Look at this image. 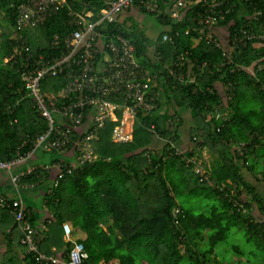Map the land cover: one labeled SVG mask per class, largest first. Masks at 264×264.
Wrapping results in <instances>:
<instances>
[{
	"label": "trees",
	"instance_id": "trees-1",
	"mask_svg": "<svg viewBox=\"0 0 264 264\" xmlns=\"http://www.w3.org/2000/svg\"><path fill=\"white\" fill-rule=\"evenodd\" d=\"M108 1L67 0L43 24L26 29L34 59L40 54L54 58L65 51L64 38L77 28L71 23L70 10L97 20ZM171 1L159 0L160 4ZM186 1L189 6L181 9L183 16L179 19L167 7L157 12L140 11L164 29L155 39L145 28L134 25L130 30L120 24L122 13L117 21L99 26V42L121 33L134 38L137 61L157 75L158 86L154 85V89L160 93V109L148 113L140 109L133 138L124 143L112 141L118 122L107 121L94 142L95 160L78 161L73 145L68 152L40 149L36 154L51 155L44 164L55 163L56 168L38 169L23 178L22 183L32 186L22 189L9 177V187L0 192L10 204L0 208V232L7 240L0 264H68L75 243H83L87 253L79 264H232L234 255L253 261L240 245H232L233 257L227 248H218L228 241L234 228L245 232L248 240L255 243L253 254L260 262L255 260L253 264H264V194L258 186L264 183V68L260 70L257 64L264 63V43L250 41L233 52L232 65L225 63L223 49L201 39L194 29L200 16L215 14L207 12L212 3H220L224 9L233 7L224 19L216 16L220 25L234 30L248 23L256 4L264 11V0ZM8 5L9 0H0V16L3 11L9 14L15 28L14 9ZM4 35L0 34V161L12 159L25 139H33L48 129L33 98L22 89L21 56L6 61L15 40ZM181 55L184 61L179 65L176 62ZM171 68L175 69L172 73ZM67 80V72L42 80L43 92L51 105L71 102L63 93ZM121 97L114 95L111 100L123 103ZM91 107L84 113L87 123ZM218 107L219 118L212 115ZM179 108L189 109L194 121L192 142L187 147L178 143L183 123ZM118 113L120 117L122 111ZM178 116L181 121L173 132L172 145L167 142L172 134L168 120ZM152 124L164 140V146L156 151L152 146L159 137L149 130ZM84 129L85 125L81 133ZM80 131H75V135ZM205 147L216 157L210 167L203 155ZM29 150L31 144H26L21 152ZM194 152L203 158L202 165L182 156ZM31 160L15 166V170L33 166ZM243 168L258 184L243 175ZM45 175L48 182L41 184L46 213L43 221H53L40 248L47 256L55 257L56 263L37 260L27 250L22 242L24 231L15 216L18 207L13 205L21 198L36 224L42 213L39 216L37 204L26 202V191L38 185ZM196 197L206 198L199 212L188 204ZM237 203L242 205L240 209ZM242 208H246L245 213ZM66 221L71 227L70 241L64 235ZM236 264H241V259Z\"/></svg>",
	"mask_w": 264,
	"mask_h": 264
},
{
	"label": "built area",
	"instance_id": "built-area-1",
	"mask_svg": "<svg viewBox=\"0 0 264 264\" xmlns=\"http://www.w3.org/2000/svg\"><path fill=\"white\" fill-rule=\"evenodd\" d=\"M66 3L67 0H17L10 4L16 16L15 42L12 53L6 58V61L21 56L22 89L26 91V96L33 98L40 115L48 122L46 132L36 135L33 139H25L12 159L0 161V171H5L11 182L19 189L32 186L22 183L23 178L34 172L37 173L38 169L50 171L57 166L55 163L51 165L43 163L30 166L20 172L15 170V166L31 160L38 150L68 152L69 147L73 145L78 161L95 160L97 155L94 142L98 140L99 131L107 121L118 122L112 131V141L124 143L133 138L134 125L139 110L144 109L148 113L159 108L160 93L159 90L154 89L157 75L152 74L137 61L134 38L121 33L116 38L99 42L102 36L99 26L103 23L117 21L121 13L132 8L157 12L162 7H167L175 19H179L183 16H181V9L189 6L186 0H173L170 4H160L159 0H109L97 20L70 10L71 23L77 28L64 38L65 51L54 58L40 54L34 59V52L28 42L25 30L40 26L48 18L57 14ZM221 5L212 3L207 12L215 14L200 16L194 29L201 39L223 49L225 63L233 65V52L247 46L250 41H253L254 44L264 43V11L256 4L255 11L248 23L241 28L232 30L225 25H220V20L216 15L224 19L231 13L233 7L224 9V5L222 7ZM222 27H226L229 33L227 48L217 34L218 29ZM167 38L168 34H165L164 39ZM54 39L57 44L58 35ZM100 55L103 57L101 58ZM32 59H34L33 62ZM183 61L184 56L181 55L176 63L180 65ZM257 64L260 70L264 68V63L257 61ZM174 70L171 68V73ZM251 71H253L252 68ZM64 72H67L68 80L63 93L64 97L70 99L71 102L62 106L51 105L43 92L42 80L47 76H57ZM190 81L194 82L195 77ZM114 95L122 96L123 103L111 100ZM88 106H92L91 113L94 115L87 123L84 113ZM219 108H216L215 113H212L218 118L221 116L217 110ZM119 111H122L120 117ZM59 118L62 121H59ZM180 121L179 116L168 120V130L172 134L167 142L172 145H175L172 140L173 132L179 126ZM84 125V132L81 133L80 130ZM218 129L220 128L218 127ZM77 130L80 132L75 135ZM149 130L160 138L153 124ZM26 144H31V150L22 153L21 149ZM237 149L239 148L237 147ZM178 153L182 154V151L179 149ZM182 156L188 162L194 161L198 165L203 164V158L199 157L196 152L190 156L185 157V154ZM62 166L65 168L66 164H62ZM8 201L6 196L0 195V208L9 207ZM13 205L18 207V213H15V216L24 231L22 242L27 246V250L33 252L37 260L56 263L58 260L55 257L47 256L45 251L40 248L52 219L33 224L31 221L33 213L23 207L21 198L15 200ZM237 205L239 209L242 207L241 204L237 203ZM242 210L244 213L246 212V208H242ZM64 229L69 236L71 227L68 223H64ZM86 257L84 246L81 243L75 244L71 252V262L68 264H79L82 258Z\"/></svg>",
	"mask_w": 264,
	"mask_h": 264
},
{
	"label": "crops",
	"instance_id": "crops-1",
	"mask_svg": "<svg viewBox=\"0 0 264 264\" xmlns=\"http://www.w3.org/2000/svg\"><path fill=\"white\" fill-rule=\"evenodd\" d=\"M14 1L15 0H9V5H8L9 8H10V4ZM8 15L9 14H7L5 11H3L1 16H0V34L4 33L5 34L4 38L7 37L10 39H14V35H15L14 25L12 24V21H11L12 17H9ZM141 15H143V13L140 12V10H138L136 8H132L129 11L122 13V15L119 18V20H120L119 23L122 25L126 24L127 27H130L127 29L131 30V29H133L132 26H134V21L132 20V17L136 16V18L140 22V18H142ZM148 22L151 24H158L156 22V20H153L152 18H149ZM158 25L161 26L160 24H158ZM135 28H137V27H135ZM163 30H162V26H161V31H163ZM146 32L152 38L157 37L160 33V32H156L153 35V33L150 34L148 31H146ZM152 32H155V31L152 30ZM217 34L221 38L224 46L227 48L229 46V33H228V30L226 29V27L219 28L217 31ZM0 48H1V46H0ZM1 51L2 50L0 49V56L3 53ZM157 83H155L154 85H157ZM178 111H179V114L182 116V119H183V123L181 124V129H180V131H181L180 132V139H179L178 143L182 146L187 147V146H190L191 142H192L191 134H192V127L194 126V121L192 119V115H191L189 109L179 108ZM93 115H94V113H90L88 115V117H87L88 121H91ZM59 121H62V119L59 118ZM162 140H163L162 138H156L155 139L153 146H152L154 151H156L157 149H160L162 146H164ZM206 150H207V147L204 148L203 152H204V155L207 156L206 158H208L206 160L208 163V167H210L211 163L215 160L216 157L214 155H212L210 153V151H208V153H209L208 154ZM49 157H51V155H48V154L46 155L45 153H39V154H36V156H33L31 161H32V163H34V166H37V165H40V164L46 162L47 158H49ZM19 167H17V168L19 169ZM242 173L248 180L252 181L254 184H258V181H256V179L253 178L252 174L249 171H247L245 168H243ZM46 175H48V174H46ZM46 175L43 178L42 177L40 178V182H38V185H36L32 189H28L29 191H26V202H29L31 204H33V203L37 204L38 209H37V207H36V209H37L39 216H40V213H42L41 217H39V219L35 220L36 224L42 222L46 217V213L44 212L43 207H42L43 203H44L43 202L44 201V188L41 185L43 183L48 182ZM50 176H51V174H50ZM260 184H263L262 191L264 192V183H260ZM9 185H10V180H9L8 174L5 171L1 170L0 171V192H2L1 190H6L9 187ZM243 197L246 199L247 195L245 194ZM43 213H44V215H43ZM64 235H65V232H64ZM6 249H7V240H6L5 236L0 232V250H1L0 251V261L3 259V256L5 255L4 252L6 251Z\"/></svg>",
	"mask_w": 264,
	"mask_h": 264
},
{
	"label": "rangeland",
	"instance_id": "rangeland-1",
	"mask_svg": "<svg viewBox=\"0 0 264 264\" xmlns=\"http://www.w3.org/2000/svg\"><path fill=\"white\" fill-rule=\"evenodd\" d=\"M141 16H142V18H140V22L138 21L136 16L132 17V20L134 21L135 27H141L142 26L141 28H145L146 31H148L150 34L153 33V35L156 32L161 31V26H159L158 24H151L148 22L149 18H151L149 15L143 14ZM152 30L155 32H152ZM153 39H155V38L153 37ZM162 142L164 144L163 140H162ZM206 151L208 153L209 150L207 149ZM258 186H259V190L264 194V192L262 191L261 185H258ZM205 202H206V198L196 197V198H192L191 200H189L188 204L195 211L199 212L201 207L204 206ZM204 209L205 208H203L202 210H204ZM234 244L240 245L242 250L246 251V253H250L253 261L257 260L260 262V260L257 259V257L253 254V252L256 251L255 243L248 240L245 232L241 231L238 228H234L231 232V235H230L228 241L226 243H221L218 248L220 250L222 248H227V252L230 253L231 257H233L232 245H234ZM240 259H241V264H253V261H249L248 258H246V257L239 258L236 255H234L232 264H236V262L239 261ZM184 264H187V263H184Z\"/></svg>",
	"mask_w": 264,
	"mask_h": 264
},
{
	"label": "clouds",
	"instance_id": "clouds-1",
	"mask_svg": "<svg viewBox=\"0 0 264 264\" xmlns=\"http://www.w3.org/2000/svg\"><path fill=\"white\" fill-rule=\"evenodd\" d=\"M53 221V220H52ZM46 222V221H45ZM64 223H68L69 224V222H64ZM64 223H63V227H64ZM70 225V224H69ZM64 232H65V229H64ZM65 237L67 238V240L68 241H70L71 240V233H70V235L69 236H67V234H66V232H65ZM73 243H75V242H73ZM75 244H77V243H75ZM79 244V243H78ZM83 246H84V244L83 243H81ZM75 247V246H74Z\"/></svg>",
	"mask_w": 264,
	"mask_h": 264
}]
</instances>
